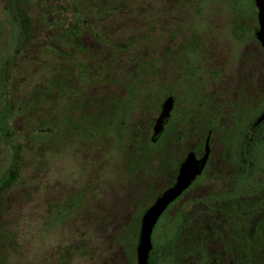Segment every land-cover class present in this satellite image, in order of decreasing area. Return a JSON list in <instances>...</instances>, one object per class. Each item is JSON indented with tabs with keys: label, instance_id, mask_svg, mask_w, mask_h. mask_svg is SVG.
<instances>
[{
	"label": "rangeland",
	"instance_id": "obj_1",
	"mask_svg": "<svg viewBox=\"0 0 264 264\" xmlns=\"http://www.w3.org/2000/svg\"><path fill=\"white\" fill-rule=\"evenodd\" d=\"M75 1L33 2L29 44L42 45L46 53L38 46L17 49V30L10 21L14 13L8 14L7 0H0V181L8 174L9 165L14 173L8 176L15 181L11 187L0 189V256L4 264L135 263L132 256L130 262L127 260L136 243L134 235L128 233L129 246L124 248L118 238L129 217L138 214L135 202L145 211L162 185L154 186L152 178L144 177L142 172L132 183L126 168L128 162H137L130 153L131 128L135 123L147 128L157 110L158 97L153 89L158 79L154 69L165 66L162 52L174 49L166 54L178 64L171 74L174 88L189 84L200 89L201 80L193 67L200 45L197 41L182 45L192 35H203L202 30L217 36L210 17L220 21V30L226 29L224 25L231 29L236 20L227 0H206L207 11L215 13L210 17L202 8L175 10V0H91L92 9L86 16L91 21L82 24L91 33L95 25L96 34L107 42L96 40L98 52L93 62L89 58L62 60L56 57L65 58L59 53L64 50L59 48L63 43L54 29L59 25L48 24L45 18L56 20L57 13L63 12L60 4ZM252 3L243 0L240 6L250 11ZM185 19L196 22L187 24ZM82 21L74 17L77 25ZM65 36L75 37L76 42L78 33L70 30ZM86 36L84 42L89 46L92 39ZM228 45L229 51L226 49L224 54L234 55L233 42L228 41ZM99 58L103 60H99L102 66L98 71L94 62ZM140 66L145 84L142 97L135 102L125 131L118 138L114 131L117 118L110 124L105 119L112 110L110 100L124 93L126 83L132 95H137L143 74L132 73L139 72ZM62 67L66 73L60 71ZM109 72L115 76L113 80ZM165 78L168 81L169 74ZM44 86L48 90L43 93ZM62 104L66 115H88L93 117L92 123L102 115L99 121L103 123L97 122V127L110 128H95L87 118L80 125L90 133L80 132L75 125L70 130ZM141 147L146 156L152 151L150 144ZM145 168L152 172V162ZM143 179L145 185H137ZM184 200L176 204L177 208L184 205Z\"/></svg>",
	"mask_w": 264,
	"mask_h": 264
},
{
	"label": "flooded vegetation",
	"instance_id": "obj_2",
	"mask_svg": "<svg viewBox=\"0 0 264 264\" xmlns=\"http://www.w3.org/2000/svg\"><path fill=\"white\" fill-rule=\"evenodd\" d=\"M40 1L7 0L6 11L8 14L14 13V16L9 17L17 30L16 43H19V50H31L38 46V49L46 52L42 45H30L28 40L31 38L28 24L33 19L29 14L33 2ZM191 1L175 0L173 7L175 10L190 11L202 8L207 17L215 14L207 11L206 0L195 3ZM227 1L236 19L232 23V30L226 25L224 28L227 31L220 30L223 27L220 21L210 17L215 24L214 31L217 36L202 30L203 35H192L182 45L191 41H197L200 45L198 61L193 64L201 80L200 89L195 90L189 84L174 88L171 74L178 64L174 59L166 58V54L174 52V49L163 51L160 58L165 66L154 69L158 79L153 89L154 96L158 97L154 118L150 120L147 128L138 123L131 128L133 133L130 153L135 161L137 158V162H128L126 165L127 170H130L129 180L133 183L134 178L142 172L144 177L152 178L154 186L162 184L159 191L154 193L150 206L176 185L182 165L187 160L191 166L188 185L163 209L153 225L148 264H264V46L257 36L259 23L255 0H252L250 11L241 8L240 3L243 0H236L239 4L232 2L233 0ZM91 3V0H77L60 4L63 12L57 13L56 20L49 22L45 18L48 24L55 22L59 25L54 29L58 32L56 38L63 43L59 44V48L61 46L64 50L59 53L65 58L56 57L62 60L89 58L92 61L95 60L96 51L98 52L96 40L107 42L96 34L95 25L91 33V29L82 24L91 21L86 19L92 9ZM77 16L84 21L80 25L74 22V17ZM185 20H188L187 24L196 22L193 19ZM70 30L77 31L76 42L75 37L65 36V32L69 33ZM86 34L92 39L89 46L84 42ZM228 41L233 42L235 47L234 55L231 56L230 52L228 55L224 54L229 46ZM103 52L107 54L105 50ZM99 60L103 59L99 58L94 62L98 71L102 66ZM87 66L91 68L90 64ZM143 70L140 66L139 72L135 70L132 75L143 74ZM60 71L66 73L64 67ZM109 74L113 80L115 76L113 73ZM167 74L168 81L165 78ZM143 76L144 74L142 79ZM142 79L137 95H132L127 89L129 84L126 83L124 93L113 96L110 100L109 111L112 110L105 119L110 124V120L117 118L115 122L118 126L114 131L118 138L125 131L127 118L135 102L142 97L140 92L145 87ZM161 79L163 81L159 82ZM71 82L69 85L72 89ZM45 86L42 88L43 93ZM167 103L171 104L169 119L152 142L154 123L163 105ZM63 105V116L70 122V130L75 126L80 129V123L87 118H90L87 123L95 128H110L97 127V122L103 123L99 121L102 120V115L92 123L93 117L88 115H66ZM146 142L152 146L148 156L141 150ZM12 154L15 155L16 152ZM148 162H152V172L145 168ZM133 165L138 168L137 172ZM6 173H14L12 165H9ZM8 174L0 181V189L11 187L15 183ZM137 185L143 187L144 179L142 182L138 180ZM1 193L0 191V195ZM182 198H185L184 205L177 208L176 204ZM138 207V202H135L137 217H129L127 226L121 229L120 235H139L142 217L149 207L145 211ZM156 237L158 241L155 242ZM137 239L135 238L136 243ZM136 243L133 245L136 246ZM120 246L124 248L121 243ZM125 258L127 259L126 256ZM4 263L5 259L0 256V264Z\"/></svg>",
	"mask_w": 264,
	"mask_h": 264
},
{
	"label": "water",
	"instance_id": "obj_3",
	"mask_svg": "<svg viewBox=\"0 0 264 264\" xmlns=\"http://www.w3.org/2000/svg\"><path fill=\"white\" fill-rule=\"evenodd\" d=\"M255 4L258 11V23L259 31L257 33L258 39L264 46V0H255ZM171 110V104H164L162 110L156 119L153 127V135L151 141H155L156 137L162 132L164 124L169 119V113ZM264 116V114H263ZM263 116L261 118H263ZM187 160L181 168L178 181L174 187H172L167 193L162 195L152 206H150L144 213L138 240L135 248L136 252V264H148L149 252L152 248L151 245V232L154 223L163 209L178 196L181 191L186 188L190 181L191 166L188 165Z\"/></svg>",
	"mask_w": 264,
	"mask_h": 264
},
{
	"label": "trees",
	"instance_id": "obj_4",
	"mask_svg": "<svg viewBox=\"0 0 264 264\" xmlns=\"http://www.w3.org/2000/svg\"><path fill=\"white\" fill-rule=\"evenodd\" d=\"M23 30H24V28H23ZM80 132H82V133H84V134H86V129L82 126V127H80ZM13 143V142H12ZM149 143H145V145H148ZM13 169V168H12ZM129 235L128 234H124V235H120L119 236V238H118V241L121 243V244H123L124 246H129ZM134 238H138V235H136V236H134ZM138 240V239H137ZM137 244V243H136ZM135 248H136V246L135 245H133V251L130 253V255H129V257L130 256H132L133 257V259H135L136 258V254H135ZM127 251V249H126V247H125V252ZM129 257H128V259H129Z\"/></svg>",
	"mask_w": 264,
	"mask_h": 264
}]
</instances>
